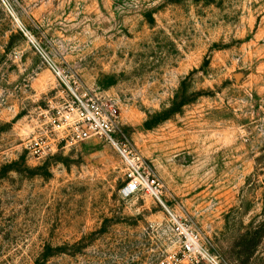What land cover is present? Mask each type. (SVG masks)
<instances>
[{"label":"rangeland","instance_id":"374dc122","mask_svg":"<svg viewBox=\"0 0 264 264\" xmlns=\"http://www.w3.org/2000/svg\"><path fill=\"white\" fill-rule=\"evenodd\" d=\"M30 39L117 103L119 137L211 254L264 264V0H0V264H207L125 195L108 143L54 141L68 92Z\"/></svg>","mask_w":264,"mask_h":264},{"label":"built area","instance_id":"2783aa9c","mask_svg":"<svg viewBox=\"0 0 264 264\" xmlns=\"http://www.w3.org/2000/svg\"><path fill=\"white\" fill-rule=\"evenodd\" d=\"M30 41L45 59L54 77L68 92L69 101L63 112H57L58 115L53 121L54 141L59 146L66 147L103 139L116 151L124 165L127 181L123 190L125 195L145 191L155 203L161 205L173 231L180 237L186 251L192 254L198 263L203 261L207 264H230L211 254L187 223L164 203L156 187L157 179L146 171L143 158L131 148L127 139L119 137L120 113L117 103L113 99L107 100L104 96L80 88L76 81L69 80L64 72L45 56L32 39ZM26 149L38 158L45 152V148L39 143H29Z\"/></svg>","mask_w":264,"mask_h":264}]
</instances>
